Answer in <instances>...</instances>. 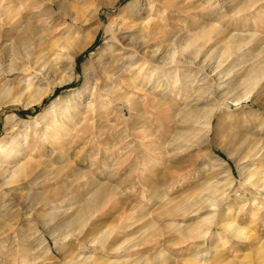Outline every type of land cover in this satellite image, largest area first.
<instances>
[{
  "label": "rangeland",
  "instance_id": "rangeland-1",
  "mask_svg": "<svg viewBox=\"0 0 264 264\" xmlns=\"http://www.w3.org/2000/svg\"><path fill=\"white\" fill-rule=\"evenodd\" d=\"M148 1L53 0V14L45 15L49 1L0 0V31L42 35L41 40L34 36L27 57L15 55L26 73L0 75V87L13 88L0 95L8 101L0 106V171L9 174L27 163L19 180L0 186V264L95 259L96 264H264V78L247 95L230 89L234 78L218 85L215 70L203 79V71L188 67L182 59L187 52L179 50L180 62L165 68H188L170 83L171 93L157 94L158 76L148 81L132 75L138 93L160 103L147 105L137 93L126 99L134 89L121 78L107 74L105 86L97 75L99 65L116 53L111 32L119 24L105 28L111 18L130 11L159 19L165 31L152 45L163 50L173 39L182 48L183 34H195L210 22L225 33L245 35L250 42L243 58L224 62L225 71L233 73L264 46V0H251L248 10L236 14L247 0H154L151 6ZM85 43L71 64H56L57 74L67 80L51 86L38 103L24 106L23 96L11 100L28 80L37 83L29 59L40 64L53 51L63 55ZM10 45L5 48L13 53ZM128 60H119L117 68L126 72ZM215 65L211 59L200 66L207 71ZM46 79L38 81L41 87H47ZM113 81L122 95L108 93ZM202 89L209 94L197 100ZM194 105L214 107L208 131L180 118ZM184 130L186 140L179 135ZM240 169L254 175L241 177ZM91 197L96 203L89 209ZM70 216L83 222L68 226ZM225 223L232 226L222 227Z\"/></svg>",
  "mask_w": 264,
  "mask_h": 264
},
{
  "label": "bare ground",
  "instance_id": "bare-ground-1",
  "mask_svg": "<svg viewBox=\"0 0 264 264\" xmlns=\"http://www.w3.org/2000/svg\"><path fill=\"white\" fill-rule=\"evenodd\" d=\"M36 1H38V3L42 2V1H49V7H46L44 10L42 9V11H44L45 15H49V14L51 15L53 10H55L53 0H36ZM153 1L154 0H149L148 1L149 3H147L148 6H151ZM156 1H160V0H156ZM250 1L251 0L244 1V3H246V4H242V6L240 8H238L234 13L236 14V13H240L241 11L248 10L251 7ZM133 2L137 3V4L140 3L139 0H133ZM126 7H127V4L125 6H123L122 8H120L118 10V12L123 13V11L125 10ZM138 11H137V13H138ZM39 14H40V12H39ZM138 14L130 11L127 14H124L123 17L121 16L120 19L111 18L109 25L107 26V28H105V32L109 31L111 24L116 23L117 26L119 24V26L116 27L117 29L112 30L114 32H111V36L114 39V43L117 44V46L115 47L116 53L111 55V58L109 61H106L103 64L100 63L101 65H99V70L97 69V75L100 78V84L103 83L106 86L107 81H104V80H106L107 74H112V75L116 76L115 79L121 78L127 86L133 87V89L135 91L132 90L133 92H131V93L130 92L125 93L126 99H129L130 98L129 96H131L132 94L134 95V93H137L138 95L135 97L138 100L143 99L144 103L147 105H152V103H153V105L154 104L157 105L159 103V102H157V100L151 99L150 94H148L146 92L142 95L139 94L140 93L139 90L136 89V86L132 82V80H133L132 75H135V74H138V75L141 74V76L145 79H148V81H150L153 76H158L159 81L157 82V87L161 85V88L157 94H160V95H161V93L166 92L167 90L171 93L172 87L170 86V83L174 82L175 78H177L178 75L182 76V74L185 73L184 71L187 70L188 67H190L191 69L192 68H195V69L198 68L199 70H202L203 71L202 74H204L203 79L205 77L207 79L210 75V72L215 70L216 72L214 71L215 72L214 76H217L216 79H218L217 81H219L217 83L218 85L222 82L221 79H223L225 77H228V78H225V79H227V81H228V79L234 78L233 84L231 85L230 89L238 87V89L240 88V90L243 89L244 93L247 95L250 94L251 91L253 90L254 86L262 78H264V46H262L261 49L259 50V52H261L262 55L259 54V52H258V54L255 53L256 55L252 59H249L248 61H244V60L240 61V63H242V66L239 67L238 69H235L234 71H232L233 73L227 72V70L225 71V69H224V66H225L224 62H226L228 59H231V62L233 63V62H236V61H239L240 59H242L243 55L246 54V49H244V50H242V49L250 41L246 40L245 35L242 37L240 34L238 35V34L225 33L224 30H221L215 23L210 22L208 25L202 27L195 34H191V35H184L183 34L181 37H182V41L184 40L185 42L183 43L182 48H178L181 45V43L177 42L178 40L173 39L172 41L170 40L167 45H165L166 49L163 50L162 47H160V46L152 45V40L155 41V39L161 34V31H165V29H164L165 27L163 28V25L159 23V19H155V18H152L150 16H145V17L141 18V17H139ZM27 23H28V21H25L26 25H27ZM16 29H18V27ZM121 31L122 32L123 31H133V32L129 33L127 36H125V35L118 36L117 33L119 34V33H121ZM166 31H167V29H166ZM40 34H41V31H37V30H35V31H10V32L9 31H6V32L0 31V45H1V47H0V54H1L0 55V59H1L0 75L2 74V72H3V74H12V73H15L17 71L18 72L21 71L23 73H26L29 70V69L27 70V68H25L26 66H24L23 64L20 66H17V62H16L17 57H15V55L23 54L24 57H27L28 54L31 53L30 50L34 44V36L35 35L38 36V39L41 40L42 35H40ZM125 39H128V41L126 43H124ZM10 43H11V45H10L11 49H13L12 52L14 54L9 53V48H7V49L5 48V46L10 44ZM85 45H87V43H85L82 46L78 45V46H76L70 50L65 51V54H63V55H62V53H60V51H57V50L53 51L51 54L44 57V59L42 60V62L40 64H38L36 61L30 64V59H29V61H27L26 64H28V67L31 68L32 70L36 71L37 74L39 75L37 83L33 84L31 82V80H28L29 81L28 84H25L24 86L21 85L22 87H18L16 90L13 91L15 96H17V97L13 96L11 100L12 101H20L19 98L21 96H23L25 98V100L22 99L23 100L22 103L24 104V106H27V105H30V104H33L36 102L38 103V101L48 92V90L50 89L51 86H53L55 84L57 85L59 83L61 84L63 81L67 80L66 78L59 76L57 74V72H56L57 67H55L56 64L62 60H65V62H68V65H69V62L71 64L75 55H77V53ZM179 50H182V52H184V51L187 52V57L186 58L182 57V59L186 60L185 62L188 63V67L184 68V70H183V67H178L175 69L174 72H171L172 69L169 70L168 68H165V66L180 62L179 61L180 58L176 56V54H178ZM181 54H183V53H181ZM240 56H242V57H240ZM122 58L129 59L127 62L128 68H127L126 72L121 71L120 69H118L119 67L117 68V66H116L117 63H119V60H121ZM211 59H214V62H216V65L214 67H211L210 70H207V71H206V69L205 70L202 69L201 68L202 66H200V65L201 64L206 65L209 61H211ZM3 62L5 64L4 68L1 67ZM45 66H47V68H48L47 70H46ZM198 69H196V71ZM158 70L161 71V74H157ZM84 72H88V67L84 68ZM52 74H53V79L50 80V78H48V77ZM85 74H87V73H85ZM87 76H88V74H87ZM162 76L164 77L163 81L161 80ZM40 77L42 79H40ZM43 78H47L46 80H48L47 81L48 82L47 87H43V86L41 87V84L38 82V81L41 82L43 80ZM210 78L212 79L213 75H211ZM96 81L99 82V79ZM98 85H99V83H98ZM105 86H103V87H105ZM96 87H97V90H96V88H95V90L98 91V86L96 85ZM12 89H13L12 86L9 87L6 85V83H3L0 87V95L1 94L5 95L7 93H10V92H12ZM120 89H121V87L118 86L117 84H114V81H113V82H111V84H108V90L107 89L106 90L108 91V93L110 90L111 92H116V93L122 95L119 92ZM235 90H237V89H235ZM96 91H94V92H96ZM210 91H212V90H210ZM205 93H207V95H208L209 90L208 89H202V90L196 92L197 100H202L201 96H203V94H205ZM160 95H158V97ZM5 102H8V101H4V100L0 99V106L5 104ZM189 105H190V103H189ZM130 106H131V104H129V108H130ZM213 108L212 107L202 108V107H198L195 105L189 106V107L187 106L186 110H184V112L182 114V117H180V118L182 119L184 124H188L187 126L190 125L189 127H191V125L193 127L195 126V128L196 127H201V128L204 127L206 129V131H208V129L210 127V118L212 116ZM199 112L203 113V115H202L203 120H200L201 117L198 118V115L200 114ZM179 135L183 140L184 139L186 140V138L189 135V132L184 130V132H180ZM3 143H6V141L2 142V144ZM262 145H264V144H262ZM261 148H262V146H261ZM263 150H264V146H263ZM25 166H27V163L23 162L22 164L18 165L13 170H11L9 172V174L6 172L0 171V176L2 179V183H0V186L2 187L4 185H9L10 183H12L14 181L19 180L20 179L19 177H21L20 172H22L24 170ZM4 171H6L5 168H4ZM239 171H240V174L242 175L241 177H244V178L246 177V179L249 177H252V175H254L252 173L253 170L248 175H244L245 173H243V171L241 172V169ZM7 172H8V170H7ZM263 177H264V174H263ZM263 181H264V179H263ZM259 186L260 185H258V187ZM215 191H216V189L212 188L211 192H215ZM99 193H100V191H99ZM217 193L218 194L215 195V198L218 196L220 197V193L219 192H217ZM225 193H223V194H225ZM98 194L96 196H99ZM95 203H96V198L91 197V199H89V201L86 203V206L89 207V209H90L91 207H93L95 205ZM80 218L81 217H79V216L77 218L74 216H72V217L70 216L66 221V225L70 226L71 224L75 223L77 220L80 222H83V219L81 220ZM231 226H232V224H230V223L229 224L225 223L222 225V227H224V228H230ZM235 232L237 234L242 235V236L245 234L244 230H241V229H235ZM95 242H97V241H95ZM86 259H87V257H86ZM97 260L98 259H95L92 261L90 260L89 264H96L99 261V260L98 261ZM104 264H110V262L105 260Z\"/></svg>",
  "mask_w": 264,
  "mask_h": 264
}]
</instances>
